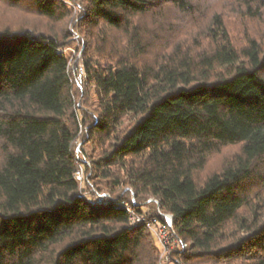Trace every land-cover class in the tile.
<instances>
[{
    "label": "trees",
    "instance_id": "obj_1",
    "mask_svg": "<svg viewBox=\"0 0 264 264\" xmlns=\"http://www.w3.org/2000/svg\"><path fill=\"white\" fill-rule=\"evenodd\" d=\"M0 5V264H264V0Z\"/></svg>",
    "mask_w": 264,
    "mask_h": 264
},
{
    "label": "built area",
    "instance_id": "obj_2",
    "mask_svg": "<svg viewBox=\"0 0 264 264\" xmlns=\"http://www.w3.org/2000/svg\"><path fill=\"white\" fill-rule=\"evenodd\" d=\"M75 178L79 181L82 180L81 170L77 171ZM103 195H98L96 203H100ZM123 207L129 217V222L133 225H145L154 237L158 248L160 249L161 264H172L170 260V252L172 250H182L183 244L178 241L175 233L172 230L171 216L164 214L163 219L158 220L156 217H144L136 213L128 204L122 203Z\"/></svg>",
    "mask_w": 264,
    "mask_h": 264
},
{
    "label": "rangeland",
    "instance_id": "obj_3",
    "mask_svg": "<svg viewBox=\"0 0 264 264\" xmlns=\"http://www.w3.org/2000/svg\"><path fill=\"white\" fill-rule=\"evenodd\" d=\"M13 12L14 13L8 16L9 15L8 9L5 8V6L0 5V23H1V20L3 19H6V20L14 19L13 22L16 21L15 18H18L17 17L18 11L17 12L13 11ZM29 20L32 26L36 28H40V27L42 28V25L40 23H43V22L39 21L38 18L30 17ZM227 24H228L229 31L234 34L237 42L241 44L244 43L245 38L248 35V36H252V37L255 36L259 38L262 44L264 45V10H263L262 17L259 21L258 20H248V19L241 21V20L236 19V20L228 21ZM73 38L76 43L77 36H74ZM76 46H77V43H76ZM74 55H76V49H73L72 56ZM78 71L80 74L83 73L81 68H79ZM157 150H158V147L150 148L147 152V155H153ZM222 156H216V157L211 158V160L209 161V165L211 166L218 165L222 160Z\"/></svg>",
    "mask_w": 264,
    "mask_h": 264
}]
</instances>
